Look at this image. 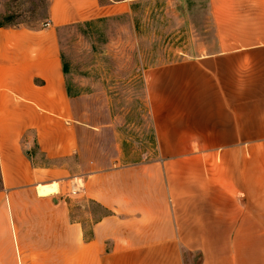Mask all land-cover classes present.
<instances>
[{"label": "crops", "instance_id": "1", "mask_svg": "<svg viewBox=\"0 0 264 264\" xmlns=\"http://www.w3.org/2000/svg\"><path fill=\"white\" fill-rule=\"evenodd\" d=\"M211 3L246 25L220 30L203 67L264 69V0ZM101 6L52 0L50 25H0V264H264L262 77L236 76L209 112H151L169 155L74 171L93 125L68 90L59 27ZM72 175L84 185L69 191Z\"/></svg>", "mask_w": 264, "mask_h": 264}, {"label": "rangeland", "instance_id": "2", "mask_svg": "<svg viewBox=\"0 0 264 264\" xmlns=\"http://www.w3.org/2000/svg\"><path fill=\"white\" fill-rule=\"evenodd\" d=\"M120 1L99 0L104 6L91 15L59 27L68 90L95 127L81 133L82 155L71 160L76 173L90 169L91 161L124 167L169 155L157 145L151 112H209L236 76L248 86L251 78H264L260 68L203 67L204 56L222 46L220 30L246 25L240 14L236 20L234 5L216 6L214 19L211 0ZM51 2L0 0V25L42 26ZM221 39H228L226 48L235 44L229 41L235 38ZM224 60L234 66L233 53ZM219 77L231 78L228 86L218 84ZM78 176L67 182L69 191L84 185Z\"/></svg>", "mask_w": 264, "mask_h": 264}, {"label": "built area", "instance_id": "3", "mask_svg": "<svg viewBox=\"0 0 264 264\" xmlns=\"http://www.w3.org/2000/svg\"><path fill=\"white\" fill-rule=\"evenodd\" d=\"M45 25L47 26V25H50V21H47L46 23H45Z\"/></svg>", "mask_w": 264, "mask_h": 264}, {"label": "trees", "instance_id": "4", "mask_svg": "<svg viewBox=\"0 0 264 264\" xmlns=\"http://www.w3.org/2000/svg\"><path fill=\"white\" fill-rule=\"evenodd\" d=\"M2 26H4V25H2Z\"/></svg>", "mask_w": 264, "mask_h": 264}]
</instances>
